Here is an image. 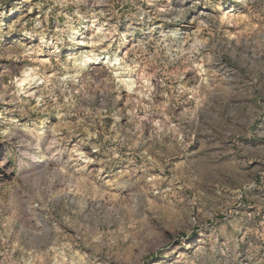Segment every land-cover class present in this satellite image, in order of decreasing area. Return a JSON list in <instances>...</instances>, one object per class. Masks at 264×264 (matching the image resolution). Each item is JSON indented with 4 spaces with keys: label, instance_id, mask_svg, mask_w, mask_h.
I'll return each instance as SVG.
<instances>
[{
    "label": "rangeland",
    "instance_id": "rangeland-1",
    "mask_svg": "<svg viewBox=\"0 0 264 264\" xmlns=\"http://www.w3.org/2000/svg\"><path fill=\"white\" fill-rule=\"evenodd\" d=\"M0 264H264V0H0Z\"/></svg>",
    "mask_w": 264,
    "mask_h": 264
},
{
    "label": "bare ground",
    "instance_id": "bare-ground-1",
    "mask_svg": "<svg viewBox=\"0 0 264 264\" xmlns=\"http://www.w3.org/2000/svg\"><path fill=\"white\" fill-rule=\"evenodd\" d=\"M85 33H86V32H84L83 30L76 31V34H77V35L75 36V37H77L76 39H78L80 36H83ZM78 40H80V39H78ZM80 42H81V41H80ZM80 46H83L82 42L80 43ZM85 58H86V57H85ZM107 58L110 59V60L108 61L109 63H112V62H113V60H111V58H109V57L106 56L105 59H107ZM105 59H104V60H105ZM87 60H88V59H87ZM98 60H99V59H95L96 62H97ZM117 60H118V59H117ZM88 61H90V60H88ZM95 61H94V62H95ZM96 62H95V63H96Z\"/></svg>",
    "mask_w": 264,
    "mask_h": 264
}]
</instances>
